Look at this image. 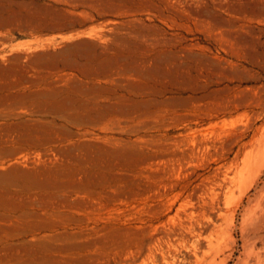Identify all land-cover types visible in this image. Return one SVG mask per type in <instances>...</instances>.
Masks as SVG:
<instances>
[{
	"label": "rangeland",
	"instance_id": "374dc122",
	"mask_svg": "<svg viewBox=\"0 0 264 264\" xmlns=\"http://www.w3.org/2000/svg\"><path fill=\"white\" fill-rule=\"evenodd\" d=\"M260 128L264 1L0 0V264H264Z\"/></svg>",
	"mask_w": 264,
	"mask_h": 264
},
{
	"label": "bare ground",
	"instance_id": "6f19581e",
	"mask_svg": "<svg viewBox=\"0 0 264 264\" xmlns=\"http://www.w3.org/2000/svg\"><path fill=\"white\" fill-rule=\"evenodd\" d=\"M174 1V0H171ZM264 1V0H261ZM167 3H169L167 1ZM181 3V2H180ZM179 3V4H180ZM249 6V5H248ZM244 8V7H243ZM257 9V8H256ZM192 12V11H191ZM263 12V11H262ZM220 37V36H219ZM228 39V38H227ZM224 40V39H223ZM234 46V45H233ZM245 91V90H243ZM242 99V98H241ZM240 102V101H239ZM241 103V102H240ZM239 109H217L216 113L214 115V117L211 119V121L209 122V127L212 128L213 130L216 129V127H218L220 124H224V126H227L229 124V122H226L225 116H232V114L234 112H237ZM223 115L224 118L222 119L223 121H219L218 119L220 118V116ZM208 119V118H207ZM217 120V122H216ZM219 121V122H218ZM238 122V121H237ZM237 122H234L233 125L235 126ZM207 128L204 129V131H206ZM217 132V131H216ZM214 134V133H213ZM205 137V136H204ZM264 138V130L262 131V128H260L258 130L257 135H255L254 139L249 143L251 146L254 147V149L256 148L257 145L260 144L261 140ZM202 141V140H201ZM213 142V141H212ZM208 144V142H206L204 140V142H200L199 144H195L194 145V149L193 151H199L201 154L200 155H205L204 150H207L206 145ZM250 146V147H251ZM253 149V148H252ZM253 153V152H252ZM252 153H248L245 155V158L243 160H241L239 157H237L236 161L234 162L233 165H231V167L228 169L227 174L225 175L224 180V184H229L227 187V191L224 192V198L226 199V201L228 202L230 197L234 195V192H236L233 188V186H237V189H239V185L242 183V181L244 180V178L246 177V173L249 170L250 167V162L253 161V159L255 158V154ZM264 167V165H263ZM263 171V168H261V170L259 171V174L257 173L255 175L254 178H252L250 180V185L255 184L256 180L259 179V177L261 176ZM190 173V172H189ZM193 174V173H192ZM190 175H184L185 178H189ZM192 185V184H191ZM204 184L200 183L199 185L195 186L193 189H189V184H182L181 188H180V192H176L175 195L172 197L169 209H171L175 204H179V208L177 209V212L181 218V216L186 215L187 219H193L197 214H196V210L192 211L191 213H188V208L191 207V209H194L195 207V200L197 198L202 197V192L203 190H205L203 188ZM220 186V185H219ZM224 185H222L221 187H223ZM249 188H251V186H249ZM236 189V190H237ZM175 191V190H174ZM240 192V197L239 200L240 202L243 200L245 194L242 191ZM264 193V192H263ZM221 193H217L215 194V198H217V196H219ZM220 197V196H219ZM222 197V196H221ZM218 200V199H217ZM223 200V199H222ZM233 200V199H232ZM218 203V202H217ZM216 203V204H217ZM169 205V204H168ZM199 214V213H198ZM261 218L264 217V208L261 209ZM185 219V217H183ZM199 218V217H198ZM191 221V220H190ZM191 223V222H190ZM196 223V222H195ZM198 223V222H197ZM180 228H182L184 230L185 225H184V220L179 223ZM199 226V225H198ZM177 227V226H176ZM191 228V227H190ZM179 229V228H178ZM185 232V231H184ZM189 232V229H188ZM177 234V233H176Z\"/></svg>",
	"mask_w": 264,
	"mask_h": 264
}]
</instances>
